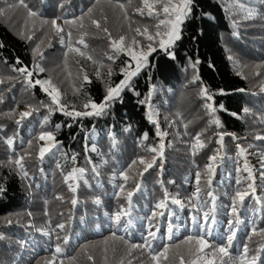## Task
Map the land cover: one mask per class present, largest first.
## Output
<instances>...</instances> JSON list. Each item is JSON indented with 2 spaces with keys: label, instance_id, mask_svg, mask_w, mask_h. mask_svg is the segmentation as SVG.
<instances>
[{
  "label": "trees",
  "instance_id": "trees-1",
  "mask_svg": "<svg viewBox=\"0 0 264 264\" xmlns=\"http://www.w3.org/2000/svg\"><path fill=\"white\" fill-rule=\"evenodd\" d=\"M15 2L0 0L4 12L0 15V79L5 81L0 84V125L4 126L0 136L14 139L11 149L0 140V186L5 189L0 194V235L4 237L0 239V264H45L58 245L62 254L57 264L60 260L64 264H154L148 249L131 248L132 244H144L149 231L155 233V239L148 237L153 252L169 246V259L162 264H179L176 256L186 254L189 246L184 241L188 236L204 235L210 243L219 244L230 234L229 220L233 221L231 230L236 232L231 255L242 253L243 245L248 244L249 259L258 254L257 264H264V139H256L264 137V0H244L262 13L251 20H242L235 8L225 11L236 0H194L182 39L172 49L176 58H169L154 44L157 51L149 57V66L133 78L134 91L126 89L122 100L113 103L106 115L76 118L61 111L49 113L45 105L51 104L50 96L39 85L28 88L13 72V66L33 70L38 64L44 71H34L33 81L51 80L66 110L84 111L83 105L89 99L100 103L108 84L119 83L123 78L121 69L130 58L124 53L114 54L106 34L92 26L88 17L83 29L65 25V33L61 34L65 40L61 43L50 25L29 19L23 8L9 7ZM25 2L43 19L62 17L58 24L81 16L96 4V0ZM121 3L126 5L127 20L117 6ZM138 7H142L141 0H100L92 17L101 20L113 38L125 35L130 40L136 27L147 26L154 33L159 22L149 17L147 10L141 16L135 11ZM103 16L107 17L106 23ZM234 20L238 21L235 25ZM69 30L74 46L80 47L84 56L69 52ZM84 32L87 48L75 44ZM29 35L31 40L27 39ZM137 39L142 46L148 43L142 36ZM37 45L39 52L34 55ZM110 55L116 58L109 61ZM17 59L20 64H16ZM196 60L200 63L193 68L191 64ZM85 74L88 81L83 79ZM196 75L199 80L193 82ZM153 86L149 103L155 112L153 120L165 133L164 151L162 157L157 156L154 167L140 177L143 165L137 163L131 169L128 165L140 158L150 160L156 153L148 149H158L161 143L156 124L148 119V103H139ZM204 87L212 95L211 101L202 96ZM206 104L217 109L215 117L220 126L210 123L212 116ZM28 106L36 111L17 125L19 113ZM45 131H52L58 143L41 161L39 148L46 142L38 137ZM221 133L223 148L219 143ZM197 134L204 147L194 153ZM237 145L246 149L244 156L239 155ZM18 154H26L23 163L28 175L24 178L14 164L8 163ZM214 155L217 160L212 162L215 171L210 174L209 186L207 165ZM245 161L252 169V180L243 170ZM73 169H83V175L66 182L65 177ZM121 171L128 173L127 182L120 177ZM197 172L201 173L199 185ZM136 183L141 184L139 191L135 190ZM249 183L254 190L248 188ZM70 184L76 187L75 192ZM165 190L169 194L166 207L156 209L155 205L165 199ZM128 191L134 192L130 208ZM209 191L215 197L214 213ZM237 191L249 194L242 204L237 203V214H232V197ZM73 198L76 205L71 203ZM172 198L179 199L183 207L173 203ZM121 206L130 215L122 217L117 225L110 216ZM153 211L157 215L149 220ZM205 212L215 215V223L204 225L202 230ZM61 223L65 225L63 230L56 228ZM113 233L128 243L113 240ZM211 252L205 250L206 259H213ZM89 255L93 261L88 260ZM225 264L231 261L225 258Z\"/></svg>",
  "mask_w": 264,
  "mask_h": 264
},
{
  "label": "snow or ice",
  "instance_id": "snow-or-ice-1",
  "mask_svg": "<svg viewBox=\"0 0 264 264\" xmlns=\"http://www.w3.org/2000/svg\"><path fill=\"white\" fill-rule=\"evenodd\" d=\"M100 3V0H96V4H94L92 7H89L87 9V12L83 13L81 16L76 17L72 20L63 19V24H58V20H61L62 17H56L51 20L43 19L41 17V14L38 11L33 10L29 7V5L25 2V0H16L15 3H12L9 5L10 8H23L27 12V17L29 19L35 18L38 19L41 25H50L51 29L54 31V33L58 36H60L61 43H64L65 36L61 35L62 33H65V25L69 26V28L73 26H78L80 29H83L85 27L84 20L85 17H88V19L91 22V25L94 26L98 31H102L104 34H106L107 38L110 41V47L113 50L114 54L124 53L127 55L130 59L129 61L125 62V67L121 69V74L123 78L119 81V83L115 84L114 86L111 84H108L106 88V94L103 98V100L100 103H96L92 101L91 99L88 100L87 103L83 105L84 111H75V110H66V106L61 103L60 100V91L52 85L51 80H40L36 79L33 81V72H43L44 69L39 67V65H35V68L33 70H30L27 66L22 67H15L13 66L12 70L13 72L18 73L22 78L24 83L28 88L35 87L39 85L41 89L47 93L51 98V104L45 105L48 108L49 113L53 111H61L63 114L67 117H100L102 115L107 114V110L112 106L113 103H115L118 100H122V93L127 89L130 91H134V85H133V78L137 77L140 72L147 68L149 66V57L152 55V53L157 51V48L154 47V44H157L159 49L167 54V56L171 59H175V52L172 50L176 44L177 41L182 39V31H183V25L185 22L191 17L194 7V0H141L142 7H138L135 9L137 13H139L141 16L145 14V10H147V15L149 17H155L158 19V23L155 25V31L154 33L149 31V28L147 26L140 28L136 27L134 29L135 35L131 37L129 40L128 37L125 35H121L118 38H113L112 34L110 33L109 29L107 27H104L101 20L93 18L92 13L94 8L97 4ZM120 10L124 14V18L127 20L128 17V11L125 4H118L117 5ZM62 7V6H61ZM235 8L237 10V14H242L241 19L242 20H251L255 19L258 15H261V12H258L256 9L252 8L251 6L244 3V0H236L235 4L229 5L228 8L225 9V11L231 12V10ZM102 12V10H101ZM4 12L2 9H0V15H3ZM103 21L106 23L107 17L103 16ZM238 23V21L234 20V25ZM67 38H68V50L69 52H76L81 56H84L86 53L84 51H81L80 47H75L72 41V31L69 30L66 32ZM87 35V32H84L81 34L80 38L75 41V44L83 45L84 48H87V44L85 43L84 36ZM238 35V33H237ZM144 37L148 43L144 46L141 45V41L137 39V37ZM27 39L31 40L32 36L29 35ZM3 47V44L0 43V48ZM39 52V45H37V48L34 50V55H36ZM89 60H92L93 58L91 56L87 57ZM116 57L115 55H110L107 57L109 61L114 60ZM231 59V57H229ZM96 63V61H93ZM21 61L17 59L16 64H20ZM200 63L199 60H196L195 63L191 64L193 68H196V66ZM108 76L110 77L112 75V69L108 68ZM100 73L97 71V76L99 77ZM83 79L85 81H88V76L85 74ZM196 80H199V76L196 75L193 78V82ZM5 83L3 79H0V84ZM264 90V89H262ZM155 91V86H153L152 90H150L148 96L144 99L139 101L141 104L148 103V119L156 124V135L161 137V143L159 144L158 149L153 147L148 149L149 152L156 153L150 160H146L144 158H140L139 161L133 160L130 165H128V168L131 169L133 165L139 163L140 165H143V171L139 173L140 177H143L144 173H147L149 169H152L154 165L156 164V158L157 156L162 157L163 151H164V144H163V137L165 133L161 132L159 129V124L153 120V116L155 115V112L153 110L152 105L149 103L151 99L152 92ZM243 91V90H241ZM202 96H204L208 101L212 100V95L209 93L208 89L206 87L202 88L201 90ZM223 94V93H221ZM136 95H139V93H136ZM54 106V107H53ZM221 109L223 108V105L220 106ZM206 108L209 111V114L212 116V119L210 120V123L216 124L217 126H220V121L218 118L215 117V113L217 109L213 107L211 104H206ZM91 109V110H87ZM14 111V110H13ZM33 111H36V109L32 108L31 106L27 107V110L19 113V119L15 121L17 125H20L23 120L30 117L33 114ZM245 112L248 111V109H244ZM8 115L11 117L13 113H8ZM47 118H45V121ZM60 125H56V128L58 129ZM4 130V126L0 125V133H2ZM128 130V129H126ZM147 138L145 134V139ZM223 138L224 134L221 133L219 136V143L221 144V148H223ZM236 137L233 135V139ZM38 139L40 141H45L46 145L41 146L39 148L38 156L39 159L42 161L47 153H51L52 149L57 147V141L55 139V136L52 131H45L42 132ZM256 139H264V137L257 136ZM0 140H3L4 143L8 145V147L11 149L12 145L14 143L13 137H3L0 136ZM113 143L115 144V137L113 136ZM31 146V144H30ZM204 144L200 139V135L197 134L195 137V143L193 144V150L195 153V150L197 148H203ZM239 150V155L244 156L246 153V149L241 147L240 145H237ZM95 151V148L92 149ZM26 155V154H25ZM25 155H17V158L13 160L11 157L8 160L9 164H14L18 170V173L22 176V178L27 177V171L24 169V160ZM74 159V158H73ZM211 161L207 165V172L209 173V178L207 180L208 185H211V176L210 174L215 171L213 163L217 160V156H211L209 158ZM261 167L264 169V160L261 161ZM243 170L248 173V179H253V173L252 169L249 167L247 161H245L243 165ZM83 175V169H73L71 173H69L68 176L65 177V181H75L79 176ZM120 177L127 182L129 180V175L126 171L120 172ZM261 176L264 177V171L261 172ZM201 181V173H196V183L197 185L200 184ZM161 183V187H163V183ZM239 183V181H237ZM72 192L76 191V187L73 185H69ZM141 188L140 183H136L135 190L139 191ZM249 189H253V185L249 183L248 185ZM120 192L124 191V185H119ZM254 190V189H253ZM5 191V189L0 186V194H2ZM200 192L199 187H197V199L199 198L198 194ZM248 191H237L235 195L232 197V205H231V213L237 214V203L240 204L243 203L245 197L248 195ZM119 195V194H118ZM134 195L133 191L127 192V201L129 208L131 207L132 197ZM209 197H212V204L213 207L211 209V212L214 213L215 211V197L213 196L212 192L209 191L207 193ZM164 200H161L155 205L156 209H163L166 207V200L169 199V194L165 190L164 192ZM172 202L175 204H180L181 207L183 205L181 204V201L176 198H172ZM71 203L73 205H76L77 200L75 198L72 199ZM97 203H99V200H97ZM195 206V205H194ZM160 215H163V213H159ZM130 215V212L126 210L123 206H121V209L117 211L116 213L112 214L110 216V219H112L117 225L120 224L122 217H126ZM157 215L156 211L152 212L151 217H149V220H151L153 217ZM203 222L204 224L201 226L202 230L204 228V225H208L209 223H215V215H210L209 212H205L203 214ZM238 222V221H237ZM9 224L12 223L11 220L8 221ZM229 227H230V234L226 237V241L221 242L219 244L216 243H210L208 239L205 238L204 235H198V236H188L184 244L188 245L189 247L186 250V254L184 253H177L176 258L179 260V264H217V258L219 259L220 264H225V258H228V260L231 261V264H257V260L259 259V255H254L249 259V246L248 244L243 245V251L242 253L238 254L237 256L233 257L231 255L230 249L233 245V240L235 239L236 232L234 230H231L233 221H228ZM56 228L63 230L65 228V225L63 223L57 224ZM43 231V230H41ZM54 231V230H53ZM253 233L256 232V229L254 228ZM44 235H50L49 232L43 231ZM210 234V232L208 233ZM261 234L264 235V229L261 230ZM148 237L155 239V233L152 231L148 232ZM148 237L145 238V243L138 245V244H132L131 248H146L149 250V254L151 257V260L154 262V264H162V261H167L169 259L168 253H169V246H165L162 251L160 252H153L152 251V244L151 241L148 239ZM113 240H123L125 244L128 243L127 240H124L123 237H117L115 233L112 234L111 237ZM0 239H4L3 235H0ZM169 239H171V236H169ZM65 243H67V237H65L64 240ZM175 247L179 248V245H176ZM211 249V255L213 259L209 260L206 259L205 256V250ZM259 250H257V253ZM62 254V248L58 245L55 247L54 253L50 260H47L45 264H57L58 257ZM93 256L89 255L88 260L93 261ZM59 264H64L63 260L59 261Z\"/></svg>",
  "mask_w": 264,
  "mask_h": 264
}]
</instances>
